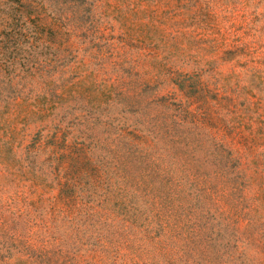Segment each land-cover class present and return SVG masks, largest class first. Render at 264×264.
Instances as JSON below:
<instances>
[{"label": "rangeland", "instance_id": "1", "mask_svg": "<svg viewBox=\"0 0 264 264\" xmlns=\"http://www.w3.org/2000/svg\"><path fill=\"white\" fill-rule=\"evenodd\" d=\"M0 264H264V0H0Z\"/></svg>", "mask_w": 264, "mask_h": 264}]
</instances>
